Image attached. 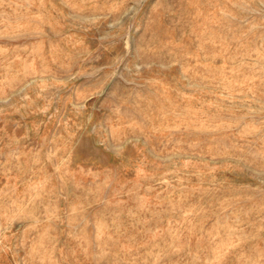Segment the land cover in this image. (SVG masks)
I'll return each mask as SVG.
<instances>
[{"label": "rangeland", "instance_id": "374dc122", "mask_svg": "<svg viewBox=\"0 0 264 264\" xmlns=\"http://www.w3.org/2000/svg\"><path fill=\"white\" fill-rule=\"evenodd\" d=\"M0 264H264V0H0Z\"/></svg>", "mask_w": 264, "mask_h": 264}]
</instances>
